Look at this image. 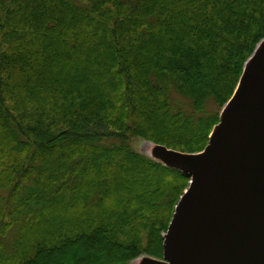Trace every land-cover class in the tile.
Returning <instances> with one entry per match:
<instances>
[{
  "label": "trees",
  "instance_id": "16d2710c",
  "mask_svg": "<svg viewBox=\"0 0 264 264\" xmlns=\"http://www.w3.org/2000/svg\"><path fill=\"white\" fill-rule=\"evenodd\" d=\"M263 40L264 0H0V264L163 260L191 177L131 139L203 152Z\"/></svg>",
  "mask_w": 264,
  "mask_h": 264
},
{
  "label": "water",
  "instance_id": "95a60500",
  "mask_svg": "<svg viewBox=\"0 0 264 264\" xmlns=\"http://www.w3.org/2000/svg\"><path fill=\"white\" fill-rule=\"evenodd\" d=\"M151 157L191 183L164 236L163 260L140 264H264V40L205 150L154 145Z\"/></svg>",
  "mask_w": 264,
  "mask_h": 264
},
{
  "label": "rangeland",
  "instance_id": "374dc122",
  "mask_svg": "<svg viewBox=\"0 0 264 264\" xmlns=\"http://www.w3.org/2000/svg\"><path fill=\"white\" fill-rule=\"evenodd\" d=\"M131 146L140 154L142 155H145L147 157H150L148 156L147 154V150L149 149V146H151L152 150L154 148V144L153 143H150L146 140H143V139H140V138H133L131 139ZM191 183V181H190ZM190 186V185H189ZM189 188V187H188ZM187 191V190H186ZM185 193V192H184ZM6 243L9 244L12 242V237L9 236L6 240ZM145 258V257H141L137 260H135L132 264H140L141 260Z\"/></svg>",
  "mask_w": 264,
  "mask_h": 264
},
{
  "label": "bare ground",
  "instance_id": "6f19581e",
  "mask_svg": "<svg viewBox=\"0 0 264 264\" xmlns=\"http://www.w3.org/2000/svg\"><path fill=\"white\" fill-rule=\"evenodd\" d=\"M147 154H148V156H151L152 155V148H151V146H149V149L147 150Z\"/></svg>",
  "mask_w": 264,
  "mask_h": 264
}]
</instances>
